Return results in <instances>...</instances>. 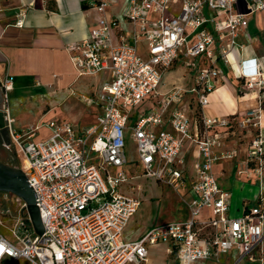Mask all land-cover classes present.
<instances>
[{"label":"built area","instance_id":"1","mask_svg":"<svg viewBox=\"0 0 264 264\" xmlns=\"http://www.w3.org/2000/svg\"><path fill=\"white\" fill-rule=\"evenodd\" d=\"M118 2L96 0L93 6L99 16L89 36L66 47L79 76L110 72L98 94L103 113L96 125L75 128L71 122L52 120L18 129L5 108L9 140L3 143L22 159V169L38 196L45 230L41 235L36 232L25 200L16 196L19 209L12 229L16 241L0 232V264L21 259L31 264H149V247L158 244L167 245L177 264L216 260L225 253L232 254L234 264H264V208L256 205L230 216L231 193L213 172L218 159L238 154L235 148L217 151L223 147L226 136L221 131L228 128L230 116L201 115L199 123L187 110L176 107L169 114L174 131L153 130L187 91L174 87L162 93L166 72L180 60L192 74L190 91L199 106L208 104L210 92L226 80L218 61L230 63L231 51L247 31L249 15L264 11V0H126L123 16L131 24L129 34L109 13ZM23 17L21 12L15 23L22 25ZM248 62L242 85L258 91L260 104L241 116L243 124L257 128L248 145L247 164L249 174L255 173L261 182L264 64L256 58ZM0 87L6 100L13 76L0 80ZM152 97L158 107L132 125L139 160L145 175L181 186L180 154L185 140L194 141L200 160L195 163L192 196L187 201L190 216L153 225L138 239L125 240L123 231L141 203L120 189L128 180L122 168L128 159L126 128L132 110ZM44 127L50 135L38 138ZM4 204L1 200L0 206ZM205 210L210 215L204 217ZM0 211L13 218L8 209L0 207Z\"/></svg>","mask_w":264,"mask_h":264},{"label":"crops","instance_id":"2","mask_svg":"<svg viewBox=\"0 0 264 264\" xmlns=\"http://www.w3.org/2000/svg\"><path fill=\"white\" fill-rule=\"evenodd\" d=\"M95 1L0 0V80H3L6 75L13 76V89L8 92L6 100L2 97L3 89L0 87V91H2L0 93V105H4L10 117L14 119L13 127L22 129L29 124L46 123L52 120L71 122L75 128L90 127L98 123V117L103 113L98 94L102 84L110 79V72L105 70L95 75L79 76L66 49L68 43L79 41L89 36L91 26L99 16L93 6ZM125 3L126 0H119L117 4L110 8L109 13L118 19L125 33L129 34L131 24L123 16ZM21 12L24 13L23 24L17 25L15 22L20 17ZM255 18H259L261 22L257 24ZM238 42L239 46L233 49L229 55L230 63L225 64L222 60L217 63L224 70L226 80L210 92L209 103L201 107V113L204 116H241L249 108H257L260 104L258 91H245L243 89L242 74L250 64L248 60L256 58L264 64V11H257L253 15H249L247 31L241 33ZM178 62L181 61L179 60ZM188 76L191 79L189 84L186 83V77L184 76L180 83H174L170 88H166L165 84L162 83L160 87L162 93L168 92L174 87L186 88L187 91L179 102H174L170 106L164 116V122L153 127L155 132L158 133L163 129L174 131L169 123V114L176 107L187 110L190 116L193 117L190 111V103L183 104L187 95L195 96L190 91L194 81L190 73H188ZM86 97H91L93 99L92 103H88ZM157 107L156 98L152 97L144 101L132 110L126 128L128 159L122 168L128 175V180L121 185L120 189L125 193L140 198V206L144 199H149L151 204L148 196L143 198L146 185L150 180H153L157 185L164 183L165 185L173 186L154 176L144 174L136 142L132 135V125L135 124L140 115L148 114ZM260 126L264 131V108L261 111ZM49 135L50 129L44 127L39 131L37 137L46 138ZM226 138L227 136L224 138L223 147L217 149L218 152L227 147ZM7 140L5 139V141ZM248 145L249 143H241L239 154L230 158H220L213 165V172L220 186L231 193L230 216H239L247 208L249 209L256 205L264 208V196L262 197L264 193V177L260 182L255 173L249 174L251 170L248 169L247 164ZM1 146L11 156L7 161H3L0 158V162L13 169H22L23 162L21 157L17 156L14 151L7 149L3 141ZM129 146L133 147L134 156H130ZM197 154L194 141L185 140L180 154L183 163L179 164L184 175L183 185H185L186 177L189 176L191 178V176L196 174L195 163L200 160ZM14 159L19 160L21 165H13ZM109 170L114 172L115 168H109ZM150 188L159 189V191H149L148 195L159 193L162 198L165 192H161V189L163 191L168 189V192L172 190L167 187L157 188L151 185ZM173 194L175 195V191ZM191 196L190 186L187 200ZM151 207V221L143 225L137 234L128 237L126 235L127 226L131 218L137 213L136 211L123 231V239H138L153 225L169 221H183L190 216L189 207L186 204L181 207V210H177L180 219L163 221L156 219L153 221L160 214L153 215L152 204ZM207 215H210V213L205 210L203 216ZM155 247L162 248L165 264H177L176 258L168 253L166 244L149 247V264H153L151 252ZM213 263L234 264V258L232 254L225 253L219 259L206 260L196 264Z\"/></svg>","mask_w":264,"mask_h":264},{"label":"rangeland","instance_id":"3","mask_svg":"<svg viewBox=\"0 0 264 264\" xmlns=\"http://www.w3.org/2000/svg\"><path fill=\"white\" fill-rule=\"evenodd\" d=\"M255 22L259 24L261 20L259 18H255ZM189 69L182 63V62H177L170 70H168L164 76V86L166 88H170L173 86L175 83H180V81L183 79V76L186 77V83H190L191 79L188 76ZM192 76V74L190 73ZM193 79V77H192ZM245 91H250L246 90L243 88ZM193 96V95H192ZM190 94L186 96L184 103L187 104L190 103V111L194 118H197L200 113L201 107L199 106V103L197 101V97L193 96L192 97ZM33 104V103H31ZM231 116L230 123L228 125L227 129H223L221 133H223V136H227L226 138V148H235L238 150V154L240 152V146L241 143L247 144L251 141V139L256 135V129L253 125H245L242 123V116ZM129 149V154L130 156H134V149L132 146L128 147ZM10 153L4 149L3 146L0 145V158L3 161H7L10 158ZM13 165L20 166L21 162L19 160H13ZM11 164V165H12ZM188 170V168H187ZM187 176V175H186ZM194 176H191V178L188 176L186 177V182L185 185L181 186H168L165 185L164 183L161 184L159 183L158 185L153 182V180H150L147 185L146 189L144 191V197L146 198L147 196L151 200V204L153 206V215H159L157 218H155L153 221L158 219V221H163V220H178L180 219V216L177 213V210H181V207L183 205L187 204V198H188V193L190 191V186H191V181ZM167 187L171 188L172 190L168 192V189H165L164 191L161 189V192H165L163 198L159 193H152L149 194L150 192L154 191H159V189H152L149 187ZM149 189V190H148ZM175 191L176 197L173 194ZM167 195V196H166ZM5 196L8 197V199L5 200ZM16 194L11 193L9 191H5L4 189H0V201H4V205L0 206L1 208L8 209L13 216V218H10V216H5L3 213L0 211V217L2 218L4 224L0 225V232H3L9 239L16 241L15 236L13 234L12 229L15 227V222H16V215L18 213L19 209V203L16 200ZM162 199V200H161ZM149 202V199H144L139 210L137 213L131 218L128 226H127V232L126 235L128 237H132L134 234H137L143 225L147 224V222L151 221L152 218V207ZM151 256L153 259V264H165L164 260V254L162 253V248L155 247L152 252ZM172 259V258H171ZM172 261V260H169ZM168 261V262H169ZM12 260H7V264H11ZM16 264H31L28 260L21 259L19 260ZM215 264V263H213ZM242 264H254L249 261L243 262Z\"/></svg>","mask_w":264,"mask_h":264},{"label":"water","instance_id":"4","mask_svg":"<svg viewBox=\"0 0 264 264\" xmlns=\"http://www.w3.org/2000/svg\"><path fill=\"white\" fill-rule=\"evenodd\" d=\"M5 106L0 105V130L7 131V113ZM9 140V136H8ZM7 140V141H8ZM5 139L3 140V142ZM0 189L14 193L23 198L26 209L38 234H43L45 227L36 201L37 193L22 169H13L0 162Z\"/></svg>","mask_w":264,"mask_h":264},{"label":"flooded vegetation","instance_id":"5","mask_svg":"<svg viewBox=\"0 0 264 264\" xmlns=\"http://www.w3.org/2000/svg\"><path fill=\"white\" fill-rule=\"evenodd\" d=\"M2 91H0V93H1ZM8 131H6V129H4V130H0V145H1V143H2V141L4 140V139H8Z\"/></svg>","mask_w":264,"mask_h":264},{"label":"trees","instance_id":"6","mask_svg":"<svg viewBox=\"0 0 264 264\" xmlns=\"http://www.w3.org/2000/svg\"><path fill=\"white\" fill-rule=\"evenodd\" d=\"M239 92L241 93V91L239 90ZM202 113H201V109H200V113H199V116L196 118L198 121H199V123H201V119H202ZM201 126V125H200Z\"/></svg>","mask_w":264,"mask_h":264}]
</instances>
